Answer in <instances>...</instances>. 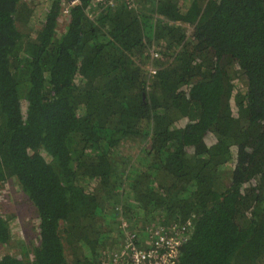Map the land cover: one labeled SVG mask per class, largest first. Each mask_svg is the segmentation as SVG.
<instances>
[{
	"label": "trees",
	"instance_id": "trees-1",
	"mask_svg": "<svg viewBox=\"0 0 264 264\" xmlns=\"http://www.w3.org/2000/svg\"><path fill=\"white\" fill-rule=\"evenodd\" d=\"M63 1L0 0V182L38 219L0 264H96L118 217L184 226L177 264H264V0Z\"/></svg>",
	"mask_w": 264,
	"mask_h": 264
},
{
	"label": "built area",
	"instance_id": "built-area-1",
	"mask_svg": "<svg viewBox=\"0 0 264 264\" xmlns=\"http://www.w3.org/2000/svg\"><path fill=\"white\" fill-rule=\"evenodd\" d=\"M119 1H123L130 10L138 12L141 7L142 0H92L98 5V11L112 9ZM155 5L158 0H147ZM78 0H67L62 2L61 15L64 17L72 5ZM100 6V8H99ZM90 19L94 18V14H87ZM159 52L155 49L151 50V57L158 59ZM150 73H155V69L149 66ZM122 228L126 221L120 217ZM123 226V238L121 243L107 248L102 251L96 264H177V255L180 245V237L184 234V226H171L170 228L159 227L144 230L145 237L129 228Z\"/></svg>",
	"mask_w": 264,
	"mask_h": 264
},
{
	"label": "rangeland",
	"instance_id": "rangeland-1",
	"mask_svg": "<svg viewBox=\"0 0 264 264\" xmlns=\"http://www.w3.org/2000/svg\"><path fill=\"white\" fill-rule=\"evenodd\" d=\"M28 2L30 5L39 3L41 0H23ZM16 25L20 27V21L16 22ZM63 21L59 23L58 29L64 28ZM155 49L159 52L158 59L161 58L160 46L151 45L147 49V53L151 57V50ZM243 82V76L239 79ZM25 102H22V106ZM142 146L136 141L124 144L120 149L119 153L127 158H136L141 153ZM132 162H136L135 160ZM0 213L9 219L11 229V240L6 244H0V256L10 254L14 256H25L23 249L32 248L37 244V214L32 204L26 198V195L20 190L18 183L14 178H8L4 182H0ZM120 218V217H118ZM127 224L122 225L126 227V231H129L127 226L130 228V221H126ZM120 227V225H119ZM121 228V227H120ZM124 231V230H123ZM118 239V238H117ZM118 242V241H117ZM117 242H110L107 247L115 246ZM70 256L69 254L67 255ZM70 258V257H69Z\"/></svg>",
	"mask_w": 264,
	"mask_h": 264
}]
</instances>
